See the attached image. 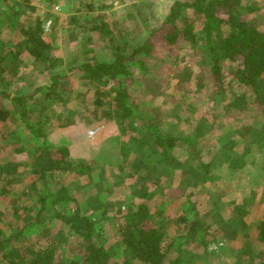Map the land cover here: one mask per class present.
Listing matches in <instances>:
<instances>
[{
  "label": "rangeland",
  "instance_id": "rangeland-1",
  "mask_svg": "<svg viewBox=\"0 0 264 264\" xmlns=\"http://www.w3.org/2000/svg\"><path fill=\"white\" fill-rule=\"evenodd\" d=\"M174 2L175 0H32L27 3L24 0H9L2 6L4 12L18 15L20 25L38 29L46 47L44 60L36 61L31 58L26 44L19 36H2L0 54L4 48L10 47L22 59L17 77H8L10 85L7 92L12 96L36 93L39 98L42 96L39 88L50 85L54 76H61L62 86L69 91L71 100L65 108L59 109L61 119L54 123L49 139L56 146L69 147L73 160L90 162L91 172L87 175L70 172L55 178L58 183L67 187L72 200L60 196L62 199L52 207L48 221L54 228L71 232L78 215L90 217L99 222L98 226L108 238V246L118 254L121 251L116 244L113 218L144 200L150 201L157 214L168 205L165 215H159L157 221L166 226L165 230L171 239L176 238L179 231V226L174 225L170 219L172 215L188 213L191 219L195 209L204 215L213 210L215 204L226 207L232 201L251 200L249 220L264 217V140L248 145L247 141L251 140V136L244 139L238 135L244 133V128L248 126L264 130L262 105L253 92L227 76L226 84L231 101L242 97L247 105L244 110L235 105L221 106L215 100L210 85L207 90L197 89L196 76L192 77L190 74L194 71L196 75L198 69L187 49L171 48L169 57L163 50L156 51L151 63L155 83L150 95L144 94L145 102L143 101L141 108L160 125L173 132L193 130L195 127L204 131L203 137L199 139V146L204 159L213 162L214 167L208 179H201L206 177L205 173L196 176L195 169L191 170L185 164L186 167L182 168L178 163H166L159 156L142 158V155H137L136 147L141 135L130 133L126 136L122 133L120 123L113 115L109 87H99L102 92V104L99 106L96 89L78 71L79 65L85 61L113 59L115 52L109 42L111 37L118 41L125 39L130 46L142 44L152 30L163 25ZM254 3L264 16V0H254ZM184 16L191 18V10ZM155 40L156 46L162 47L160 40ZM79 93L86 95L83 97ZM0 103L8 107L11 105L1 95ZM0 128L4 138L3 158L26 162L29 154L15 153L13 144L20 138L23 144L32 145L29 132L18 121ZM232 140L237 144L230 152L224 145ZM244 151H247L243 158L244 167L237 168L235 165L240 164V156ZM184 160L185 158L178 159L180 163ZM148 176L150 180H147ZM158 179L161 183L156 181ZM160 185L164 190H156ZM59 186L56 185L55 190ZM39 194L35 193L36 197L31 194L23 196L25 204L32 207L30 212L21 205L19 213L15 215L9 204L2 205L5 219L0 226L7 230L10 224H23L28 215L34 218L37 208H40L37 201ZM56 212L63 215L64 221L56 217ZM222 219L221 212L216 213L213 224L217 230L223 229L227 234L220 236L214 233L208 236L202 259L197 264H237L234 256L239 254L240 247L248 239L261 247L255 241V232L243 234L231 226L227 218ZM168 220L171 224L167 226ZM71 239L74 240V237ZM77 245L75 241L72 242L69 245L71 249L66 252L72 249L78 252Z\"/></svg>",
  "mask_w": 264,
  "mask_h": 264
},
{
  "label": "trees",
  "instance_id": "trees-1",
  "mask_svg": "<svg viewBox=\"0 0 264 264\" xmlns=\"http://www.w3.org/2000/svg\"><path fill=\"white\" fill-rule=\"evenodd\" d=\"M8 1L0 0V39L4 34L19 36L31 58L43 61L46 47L39 30L20 25L17 14L4 12L2 6ZM24 1L30 3L32 0ZM189 10L191 18L184 16ZM156 38L162 47L156 46ZM109 42L115 52L112 60H88L79 65L78 71L96 89L99 106L102 104L99 87H109L113 115L122 133L141 135L136 154L142 158L159 156L166 163H178L182 168L186 165L195 169L196 176L205 173L206 177L201 179H208L214 167L213 162L204 159L199 146V139L204 135L201 128L176 133L164 128L141 108L144 94L150 95L155 83L151 63L157 50H163L169 57L171 48L187 49L198 69L196 75L194 71L190 75L196 76L199 91L207 90L210 85L219 105H235L244 110L247 103L242 97L233 102L229 98L226 78L231 76L256 95L264 113V16L254 0H175L166 21L152 30L142 44L130 46L127 40L118 41L112 37ZM21 64L17 52L10 47L2 50L0 95L11 105L0 103V126L20 122L29 132L32 145L17 139L13 144L14 152L28 153L29 159L26 162L5 160L0 128V224L5 219L4 204H9L15 215L21 205L31 211L32 207L25 204L23 196L36 197L34 194L40 193L37 200L40 208L34 218L28 215L23 224L7 226L8 231L0 226V264H197L202 259L208 236L227 234L213 224L216 213L220 212L222 220L227 218L229 224L243 234L255 232V241L261 245L245 240L239 254L234 256L235 262L264 264V217L249 220L251 200L232 201L226 207L215 204L213 210L204 215L191 204L195 209L193 218L190 219L188 213L170 217L173 224L179 226L178 235L173 239L168 237L166 226L157 221L159 215H165L168 205L157 214L150 201L144 200L113 218L120 254L108 246V238L98 226L99 222L90 217L78 215L71 232L52 227L48 217L54 204L62 199L60 196L72 200L67 187L55 178L70 172L87 175L91 172L90 162L73 160L69 147L56 146L49 139L54 123L61 117L59 109L65 108L71 100L69 91L62 86L61 76H54L50 85L39 88L42 92L39 98L36 93L12 96L7 92L8 77H17ZM79 95L84 97L86 93ZM238 135L244 139L251 136L248 145L264 140V130L252 126ZM236 144L232 140L224 148L232 152ZM246 152L241 154L240 164L235 167H244ZM180 158H185L183 163L178 161ZM262 173L264 176V166ZM156 181L161 183L160 179ZM56 185H60L58 190H55ZM156 190L164 188L160 185ZM55 215L64 221L60 212ZM168 224H171L169 220ZM74 241L78 244V252L76 249L66 252Z\"/></svg>",
  "mask_w": 264,
  "mask_h": 264
}]
</instances>
